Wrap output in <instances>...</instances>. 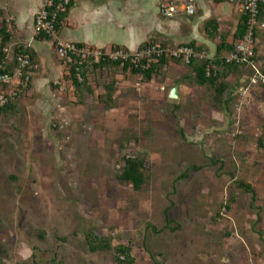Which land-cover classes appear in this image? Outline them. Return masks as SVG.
I'll return each mask as SVG.
<instances>
[{
  "label": "rangeland",
  "instance_id": "rangeland-1",
  "mask_svg": "<svg viewBox=\"0 0 264 264\" xmlns=\"http://www.w3.org/2000/svg\"><path fill=\"white\" fill-rule=\"evenodd\" d=\"M53 47L57 72L40 58L35 95L0 116V264H117L89 250L91 231L130 245L134 264H264V88L244 78L222 113L203 91L170 99L168 75L138 90L119 74L108 109L90 94L81 103ZM127 153L150 162L140 191L117 179ZM237 180L255 188L260 223Z\"/></svg>",
  "mask_w": 264,
  "mask_h": 264
},
{
  "label": "crops",
  "instance_id": "crops-1",
  "mask_svg": "<svg viewBox=\"0 0 264 264\" xmlns=\"http://www.w3.org/2000/svg\"><path fill=\"white\" fill-rule=\"evenodd\" d=\"M45 1L0 0L2 12L0 22L5 20L8 30L14 34L11 48L15 45L33 48L38 56V66H42L39 61L44 57L47 58L49 67L57 72L56 65L53 63L55 50L53 43L38 41L35 38V17ZM168 1H174L180 6L181 12L174 18H166L161 14V5ZM186 1L77 0L68 13L59 38L64 42L102 50H111L113 47H117L137 51L154 41L170 46L195 44L199 48H205L210 59L218 53L219 45L235 46L238 43L239 40L236 38L238 29L245 18L239 5L228 1L217 3L215 0H196V15L189 16L185 12ZM7 20H10V23ZM262 46H264V27L259 28L256 32V52L257 57H260L257 65L264 70V65L261 62V55L264 51ZM226 54L227 52L223 56ZM11 58L10 54L7 61H11ZM57 64L60 67L62 63ZM35 73L32 74L33 89L31 91L33 95L36 93ZM185 73L186 69L183 66L172 65L166 85L171 86L174 81L181 80ZM60 76L57 73V78ZM119 77L121 76H117V79L119 85L122 86ZM49 84L53 90H58L57 94L62 93L61 90L59 91V86L57 89L53 88V85L57 86L58 82L53 81ZM175 86L178 87L179 98L183 97L189 89L182 84L176 85L175 83L171 86L170 92ZM102 93V90L97 92V94Z\"/></svg>",
  "mask_w": 264,
  "mask_h": 264
},
{
  "label": "trees",
  "instance_id": "trees-1",
  "mask_svg": "<svg viewBox=\"0 0 264 264\" xmlns=\"http://www.w3.org/2000/svg\"><path fill=\"white\" fill-rule=\"evenodd\" d=\"M65 0H53L54 6L50 12L56 15V31L58 34L61 33V29L65 23L69 11L75 5L77 0H71V2L65 6ZM217 3L228 1V0H215ZM65 6V10H61V6ZM2 14L0 10V15ZM247 16L239 26L237 39L240 40L247 31ZM259 21H264V5H261V11ZM38 41L52 42V39L46 34H38L35 36ZM14 34L8 30L5 20L0 22V74H13L17 69L16 58L18 54L25 53L31 58V72L34 73V69L37 65V53L31 47L24 45H15L13 48L10 45L13 43ZM157 43L156 41L149 44ZM144 45L139 50L143 49L147 45ZM167 45L166 43H163ZM79 48L84 45L77 44ZM196 50L206 52L205 48H199L195 44H188ZM235 46H229L222 44L218 46V53L212 59H192L190 64H185L182 60L162 57L157 62L152 63L146 67L142 64L136 65L130 62H112L104 61L100 64H69L65 60L62 62L67 66L68 73L64 76L66 81H70L76 93L79 94L81 103H83V96L90 94L96 99V103L105 105L108 109L114 108V97L120 89L119 82H117L116 76L119 74L129 75L132 74L135 77H143V84L151 83L154 79L164 77L167 78L168 71L172 65H181L186 69V73L183 75L181 80H176V85H184L189 89L203 91L201 96L203 101L209 105L210 111L217 112H231L232 104L236 100V93L238 88L242 84V80L248 79L250 84V77L252 76L251 67L248 64H227L221 59L222 56L227 52H232ZM117 47H113L111 50H115ZM13 52H10V51ZM12 55L11 61H7L9 55ZM259 61L256 56L254 59ZM251 85V84H250ZM54 89L58 88L53 85ZM264 88V86H261ZM33 89V76L30 84L26 88V91L30 92ZM102 90V94H97L98 91ZM19 99L12 100L0 106V116L5 120H9L18 108ZM176 104H174L175 106ZM174 108L180 109V106ZM195 119V118H194ZM195 121V120H193ZM184 136V132H181ZM259 145L264 149V137L260 140ZM119 171L117 179L124 184L132 185L134 190L140 191L148 181L147 172L150 171V162L147 158L141 156V154H124L117 161ZM194 169H198L196 166ZM180 178H187V174H183ZM236 187L238 190H243L252 196L251 207L256 210L258 219L257 223L261 222L262 208L256 206L257 194L255 188L244 181L237 180ZM236 198L233 194L229 202L225 205V210L230 212ZM168 218V213L166 212ZM171 220H168V224ZM262 235V232H257ZM41 239L45 238L43 232L39 233ZM113 237L110 235L102 236L94 231L86 234V242L89 250L92 253L101 252H113L114 261L117 264H134L135 259L133 257V251L130 245L126 246L123 244H115Z\"/></svg>",
  "mask_w": 264,
  "mask_h": 264
},
{
  "label": "built area",
  "instance_id": "built-area-1",
  "mask_svg": "<svg viewBox=\"0 0 264 264\" xmlns=\"http://www.w3.org/2000/svg\"><path fill=\"white\" fill-rule=\"evenodd\" d=\"M71 0H65V6ZM232 4L239 5L247 16V31L238 41L232 52L227 53L221 59L227 64H248L253 71L250 77V84L254 87L264 86V70L258 67L254 60L256 52V32L264 27V22L259 21L261 5L264 0H228ZM53 0H46L42 9L35 17V34H46L52 39L53 45L57 48L59 57L69 64H100L104 61L130 62L132 64H142L146 67L157 62L162 57L182 60L185 64H190L192 59H210L207 52H200L189 45H164L163 43L149 44L141 50L129 51L125 48L115 50H102L84 46L79 48L77 44L60 40L56 31V15L50 10L53 8ZM61 6V10H65ZM196 0H187L185 12L189 16L196 15ZM161 14L166 18H174L181 12L180 6L174 1H168L161 5ZM10 23V20H7ZM17 69L13 74H0V106H4L12 100H16L27 93L26 88L32 80L31 58L28 54L21 53L16 58ZM0 68L2 66L0 65ZM137 89L143 84V77H138Z\"/></svg>",
  "mask_w": 264,
  "mask_h": 264
},
{
  "label": "water",
  "instance_id": "water-1",
  "mask_svg": "<svg viewBox=\"0 0 264 264\" xmlns=\"http://www.w3.org/2000/svg\"><path fill=\"white\" fill-rule=\"evenodd\" d=\"M170 98H171V99H178V98H179V95H178V87H177V86H175V87L171 90Z\"/></svg>",
  "mask_w": 264,
  "mask_h": 264
}]
</instances>
